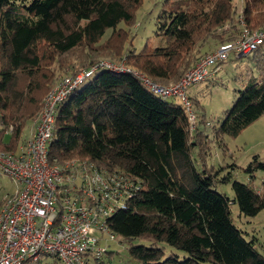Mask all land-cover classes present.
Returning a JSON list of instances; mask_svg holds the SVG:
<instances>
[{
    "label": "trees",
    "instance_id": "16d2710c",
    "mask_svg": "<svg viewBox=\"0 0 264 264\" xmlns=\"http://www.w3.org/2000/svg\"><path fill=\"white\" fill-rule=\"evenodd\" d=\"M140 3L0 0V149L15 150L26 123L41 108L55 70L64 65L76 73L98 62L94 57L100 51L165 84L194 64L209 37L218 39L227 32L225 26L239 30L234 0H166L155 19L159 42L146 41L137 51L129 29L119 25L135 23ZM241 17L248 28L264 27V0H241ZM78 48L84 54L76 56L77 64L58 60ZM249 54L257 76L248 70L231 107L216 124L206 122L219 146H224V135L236 136L264 114V44ZM189 97L193 125L180 102L153 93L134 72L98 68L58 104L49 160L86 159L104 171L121 170L140 184L107 219L109 229L124 241L149 240L148 245L130 243L129 253L138 264H264L253 241L232 222L229 206L232 201L240 213L257 214L264 208V177L262 192L236 180L232 200L217 191V172L205 165L197 168L192 154L197 146L204 153L209 147L197 126L203 121L194 111L198 100ZM10 125L12 131L5 133ZM257 168L264 170V161L255 157L247 170ZM162 243L177 250L165 255ZM49 257L58 261L48 255L39 264H49ZM102 263L101 257L96 264Z\"/></svg>",
    "mask_w": 264,
    "mask_h": 264
},
{
    "label": "built area",
    "instance_id": "2783aa9c",
    "mask_svg": "<svg viewBox=\"0 0 264 264\" xmlns=\"http://www.w3.org/2000/svg\"><path fill=\"white\" fill-rule=\"evenodd\" d=\"M237 35L202 54L175 82L159 84L120 62L100 59L88 68L64 76L44 96L31 134L16 151L0 149V172L18 184L0 203V264H39L54 255L64 264H96L105 249L100 235L114 239L107 219L124 207L140 184L121 170L104 171L86 159L50 162L58 104L98 68L132 71L153 93L174 96L193 125L195 114L187 90L212 77L230 54H249L264 44V27L248 28L236 14ZM1 122V121H0ZM12 126L5 133L12 131Z\"/></svg>",
    "mask_w": 264,
    "mask_h": 264
},
{
    "label": "rangeland",
    "instance_id": "374dc122",
    "mask_svg": "<svg viewBox=\"0 0 264 264\" xmlns=\"http://www.w3.org/2000/svg\"><path fill=\"white\" fill-rule=\"evenodd\" d=\"M165 2L166 0H141L140 5L135 10V23L130 27L124 22L120 23V27L129 29V40L131 39V45L137 51L143 47L146 41H149L152 45H157L159 42V38L155 35V19L160 10L164 8ZM234 3L236 5L235 14H237L241 12V0H234ZM225 28L228 29L226 33H222L221 30L218 31V33H222L218 39L211 37L207 39L200 49V55L210 52L219 43L229 40L230 36L234 37L237 35L238 31H230L228 26H225ZM108 34L109 31L106 32L102 41L108 37ZM98 53L99 55L94 58L116 59L100 51ZM83 54L82 50L78 48L73 52L59 56L58 60L62 64L67 62H75L74 64H77L78 61L74 59H76V56L80 57ZM57 65L59 66L56 62L54 65L55 69H57ZM81 69L84 68L82 67ZM71 70L72 68H68L66 65L61 70H55V79L51 83V88L64 76L69 75ZM248 70H251L253 75L257 76L251 63L250 54H242L237 58L230 54L220 64L219 70L212 77L190 86L187 90V93L194 100H198V107L194 106V111L199 119L203 118V121L199 122L198 120L197 126L200 131L204 132L203 138H206L209 147L207 150L205 149L206 153L200 150L201 146H197L193 150L192 154L195 157L196 166L201 169L205 165L208 169L211 168L214 172H217V176L220 179L216 183L217 191L224 193L231 200L234 196L232 182L235 180L248 184L257 192H262L264 170L257 168L251 173V171L247 170V167L255 157L259 161H264V114L236 136L224 135L222 137L224 146H219L214 141L210 126L216 124L224 111L231 107L237 96V91L242 89L247 81ZM172 82L165 84L168 85ZM44 96L41 98V102H43ZM165 99L176 103L179 102V99L174 96H166ZM39 111L32 122L26 123L17 140L15 150L8 151L18 150L25 142L33 130ZM206 122L211 123V125H207ZM16 188H18V184L10 176L0 172V203L5 194L13 193ZM229 206L232 222L243 231L246 239L253 241L255 248L264 256V208L253 216H246L240 213L237 203L231 201ZM130 243L148 245L149 240L134 238L128 242L124 241L118 234H115L114 239L108 238L106 234L100 235L99 246L106 250L102 254V264H138L137 260L129 253ZM161 245L164 246L165 255L170 253V249L177 250L165 243ZM47 261L49 264H64L59 260L54 262L52 257L47 258Z\"/></svg>",
    "mask_w": 264,
    "mask_h": 264
}]
</instances>
